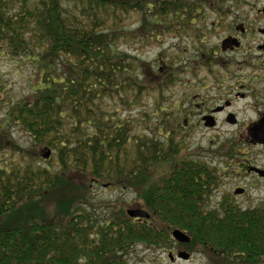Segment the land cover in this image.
<instances>
[{
    "label": "trees",
    "instance_id": "trees-1",
    "mask_svg": "<svg viewBox=\"0 0 264 264\" xmlns=\"http://www.w3.org/2000/svg\"><path fill=\"white\" fill-rule=\"evenodd\" d=\"M181 3L0 0V57L36 54L38 66L36 90L11 106L0 130V154L19 156L0 165V264H127L137 245L170 249L175 230L190 237V250L201 246L225 264H264V202L242 209L225 196L212 207L218 175L216 182L205 161L202 167L189 157L175 162L182 143L169 129V114L152 129L153 113L166 112V93L182 85L181 70L156 72L118 49L128 35L125 16L147 13L142 28L130 33L147 38L146 15L167 21L191 14ZM152 94L159 95L157 111L137 119L107 106L117 101L131 113ZM11 125L32 145H11ZM40 148L51 152L48 159ZM171 162L161 182L149 186L151 170ZM92 183L137 194V209L150 218L133 219L112 206L99 219L86 209Z\"/></svg>",
    "mask_w": 264,
    "mask_h": 264
},
{
    "label": "rangeland",
    "instance_id": "rangeland-1",
    "mask_svg": "<svg viewBox=\"0 0 264 264\" xmlns=\"http://www.w3.org/2000/svg\"><path fill=\"white\" fill-rule=\"evenodd\" d=\"M244 1L247 0H238L236 5L235 0H181V4L182 6L184 5V8H186V12H191V14L187 15L205 16L209 21H214L217 20L218 16H225L229 14L230 8L233 14L236 13L240 6L241 8L238 13L243 14L247 12L249 15H252L254 13L253 11L248 9V7H243L242 4ZM257 5L264 7V0H261ZM188 8L190 9L188 10ZM144 14L147 13L141 11L124 17L122 27H124V32L128 35H126L127 37L124 40L118 42V49L131 55L132 57L138 58L140 62L146 65H152L155 62L154 60L156 57L160 53H163V50H167L164 51L168 52L166 57H171L166 61L171 62L172 59L180 55L181 51L176 48L168 50L169 45L164 44L162 47L161 43L175 41V39H171L175 37L176 32L174 33L171 29H167V27H157L155 25L156 21L153 20V16L149 13V15H146V20H148L147 26L152 31V34L147 38L143 35L144 37H142V39H139L138 37L136 40L130 37V33H134L139 27L142 28L143 21L145 19ZM211 24L212 23L210 22V25ZM209 32V46L217 45L221 40L219 35L217 36V34H214V30L212 29H209ZM141 41L145 44L144 46H142ZM37 69L36 54H29L28 56L18 60L9 59L4 56L0 57V130L4 126L5 117L11 106L29 97L36 90L38 83V74H36ZM153 70L156 71V68H153ZM57 71L59 72V69ZM213 72L216 73L217 71ZM205 75L207 74L202 72L198 77L191 76V84H188V86H191V89L188 90L186 94L215 95V91L212 90V87L215 86L214 83H216L215 78H209ZM218 75L224 76L223 73ZM227 83L224 87H229V91L231 90V92H235L234 89H237L238 86L237 82H233V88H230V85ZM251 83V79L247 80V85H250ZM181 86L182 85H178L176 96L184 95L181 90ZM172 92L173 90H169L166 93V97L169 98V100L163 102L162 104L163 108L166 109L165 113L155 112L157 111L155 103L160 100L158 94L143 96L140 107L135 108L131 113L122 111V107L117 103V101L107 100V106L110 110L118 108L119 114L123 119L130 115H133V118L137 119L140 113L146 112L148 114H152V112H155L150 118V122L152 123V129L157 132V129L165 123L162 121V117L169 114L172 110L170 107V97ZM237 93L238 92L231 94L235 95ZM174 99H177V97ZM261 103V100H258V104L260 105ZM244 104L245 102H238L233 107L238 114L239 125L237 127L227 124L225 122V117H221L219 129H217V131L200 130L199 133L188 136L182 135L180 137L182 150L175 161L176 163L181 162L182 158H188L195 155V158L203 159L208 166L217 168V171L219 170L220 173H226V178L223 179V182H219L215 196L211 199V206L214 205L212 206L214 208H217V203H221L225 196L229 197L235 205L242 209L256 207L264 202V181L259 180V178L255 179L253 175L245 176L244 170V172H241L243 174L242 176H238L237 174L233 175V170L236 169L232 166H228L227 163L232 160L234 161L238 156L240 159H250L254 161L255 165L264 167V148L247 145V135H240L238 133L241 132L243 127L257 118V114L253 111L244 109ZM136 124L137 132H142L140 124ZM8 128L9 129H6L10 131V135L8 137L10 138V141L13 142L11 145L20 148H28L32 145L33 141L20 128L12 125ZM1 132L2 131H0V133ZM39 153L41 156H44L46 150H44V148H40ZM0 155V165L4 161L8 162L11 161V159L18 160L19 158L18 154H15L11 150H6ZM225 155H228V157H225ZM254 159H257V161ZM42 164L44 165V163ZM172 166L173 162L163 167H156L152 169L150 172L151 179L148 185L153 186L159 184L162 178L168 174V171L172 168ZM225 183H227V185H224ZM236 187L244 189L246 193L235 195ZM87 202L86 209H88L89 212H94L98 216H101V218L104 217L103 219H105L108 211L114 209L115 207H117L118 210L125 209V212L129 209L136 210L138 207L139 197L137 194L121 190L120 188H106L103 185L92 183L87 196ZM112 206L115 207L111 208ZM188 245L190 244L175 242L170 249L163 248L149 250L144 248L142 245H137L136 248L139 256L143 259L141 264H170V252L177 253V251H187V249H189ZM203 248L205 249V247ZM133 249H131V252ZM190 251H194L193 257L190 261L177 260L176 264H225V261L221 260L219 257L216 258L214 255H209L211 257L207 256L203 252L201 246L198 248H191ZM129 264H133L131 260H129Z\"/></svg>",
    "mask_w": 264,
    "mask_h": 264
},
{
    "label": "flooded vegetation",
    "instance_id": "flooded-vegetation-1",
    "mask_svg": "<svg viewBox=\"0 0 264 264\" xmlns=\"http://www.w3.org/2000/svg\"><path fill=\"white\" fill-rule=\"evenodd\" d=\"M235 1L237 5L238 0ZM260 1L247 0L243 2V7H248L254 12L252 15L247 12L238 13L240 6L236 13L233 14L230 8L229 14L218 16L217 20L214 21H209L205 16L200 15H171L167 18V21L153 18L157 27H167L174 33L176 32L175 37L171 39H175V41L161 43L162 47L164 44H168V50L176 48L181 51L180 55L168 62L166 60L171 56L166 57L168 52L163 50V53H160L151 65L152 68H156V72H163L171 67H175L182 72L180 75V77L182 76L181 90L184 95L176 96L178 87L174 86L170 97L172 110L168 118L172 123L171 128H169L172 134L188 136L199 133L200 130L217 131L221 117H225L227 124L237 127L239 119L237 111L233 107L238 102H245L244 109L253 111L257 114V118L238 133L247 135V145L264 148V145L253 136L256 125L264 119V7L257 5ZM157 21L161 23L158 24ZM209 29L214 30V34H217V36L219 35L221 40L217 45L209 46ZM138 37L142 39L143 36L138 35ZM141 43L142 46L145 45L142 41ZM213 71L217 72L214 73ZM202 72L207 74L206 77L215 78L216 83L212 87L215 95L186 94L191 89V86H188V84H191L190 77H198ZM220 73H223L224 76L218 75ZM249 79L252 83L247 85ZM233 82L238 84L237 89H234L235 92H238L235 95H232L235 92L229 91V87H224L227 83L230 88H233ZM175 97L177 99H174ZM258 100L262 102L260 105ZM178 141L180 140L178 139ZM189 158L202 167L200 162H203V159L195 158V155ZM254 160L257 161V159ZM227 163L228 166L236 169L233 170V175L242 176L241 172L245 171V176L253 175L255 179L259 178V180L264 181V167L255 165L254 161L250 159H240L237 156V159ZM208 168L215 173L216 182L217 175L220 182H223V179L226 178L225 172L220 173L217 168L210 166ZM256 169L263 171V174L257 173ZM224 185H227V183ZM103 186L108 188L106 185ZM240 189L243 190L242 194L246 193L240 187H236L235 190ZM216 190L217 187L214 191ZM95 215L97 214L95 213ZM98 217L102 220L104 218ZM193 253L194 251L189 249L187 251H177V253L170 252V264H176V261L180 260L179 254L187 255L189 259L185 261H190ZM125 258L127 264H129V260L133 264L143 262L136 247Z\"/></svg>",
    "mask_w": 264,
    "mask_h": 264
},
{
    "label": "water",
    "instance_id": "water-1",
    "mask_svg": "<svg viewBox=\"0 0 264 264\" xmlns=\"http://www.w3.org/2000/svg\"><path fill=\"white\" fill-rule=\"evenodd\" d=\"M253 136L258 142H260L261 144L264 145V119L256 125L255 133ZM50 155H51V152H47L44 155V158L48 159L50 157ZM256 171L260 175L263 174V171H261V170L256 169ZM242 193H243V190H241V189L236 190L235 195H240ZM127 215L133 219H149L150 218V215L144 210L129 209L127 211ZM172 236H173L174 240L179 242V243L188 244L191 241L190 237L187 234H185L179 230H175L172 233ZM179 257L182 259H188V256L185 254H180Z\"/></svg>",
    "mask_w": 264,
    "mask_h": 264
}]
</instances>
